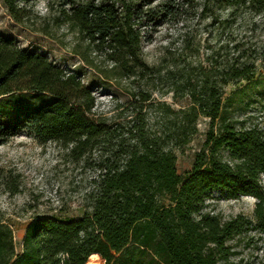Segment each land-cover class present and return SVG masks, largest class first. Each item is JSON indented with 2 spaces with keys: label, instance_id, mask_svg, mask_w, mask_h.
<instances>
[{
  "label": "trees",
  "instance_id": "trees-1",
  "mask_svg": "<svg viewBox=\"0 0 264 264\" xmlns=\"http://www.w3.org/2000/svg\"><path fill=\"white\" fill-rule=\"evenodd\" d=\"M29 1L2 0L17 23L28 18ZM240 2L255 13L264 11V0ZM168 7L164 2L159 15L169 13ZM61 15L112 64L104 70L86 60L102 77L117 75L147 85L160 74L141 56L146 41L142 27L153 24L158 15L143 3L86 0L71 4ZM258 58L264 61V46L254 60ZM254 60L232 58L221 69L202 72L195 83L187 79L175 84L174 91L187 95L190 105L173 110L159 104L163 128L151 131L139 109L124 124L96 116L93 94L76 73L0 35V98L19 92L52 97L21 121L0 123V144L28 130L41 142L67 148L73 160L94 163L98 171L88 192L90 210L64 221L31 218L20 253L15 252L10 226L0 220V264H85L92 253L104 264H239L230 259L234 252L227 241L249 226L264 233V132L238 130L228 122H220L215 130L214 122L221 116L223 86L251 80ZM136 95L142 102L149 99L146 90L131 93ZM199 117L209 119L205 142L190 171L180 176L172 149L190 141ZM221 150L228 161L221 159ZM212 192L231 199L256 198L254 224L240 215L222 220L202 212Z\"/></svg>",
  "mask_w": 264,
  "mask_h": 264
},
{
  "label": "rangeland",
  "instance_id": "rangeland-1",
  "mask_svg": "<svg viewBox=\"0 0 264 264\" xmlns=\"http://www.w3.org/2000/svg\"><path fill=\"white\" fill-rule=\"evenodd\" d=\"M84 1L30 0L25 4L28 18L17 23L0 0V35L76 73L93 94L96 116L112 123L124 124L139 109L151 131L161 130L159 104H167L173 110L190 105L187 95L174 91L175 84L187 79L195 83L202 72L221 69L232 58L251 62L264 46V11H250L240 0H128L143 3L144 8L158 13L153 24L142 27L146 41L141 56L147 65L158 68L160 74L150 77L147 85L133 78L119 79L117 75H113L115 79H106L87 61L104 70L112 64L88 45L74 27L64 23L61 15L71 4ZM164 2L170 12L162 16L159 14ZM254 62L256 69L251 80L223 86V107L220 118L214 122L215 130L220 122H228L238 130L255 128L264 132V61L258 58ZM139 90L149 92L147 101H140L139 95L131 96ZM51 100L44 93L3 96L0 123L10 125L21 121L27 113ZM196 129L184 147L172 149L180 176L190 171L195 153L203 147L209 119L199 117ZM219 155L229 160L224 150ZM97 173L94 163L75 161L67 148L53 141L41 142L28 130L0 144V220L13 232L15 252L21 251L24 231L31 218L45 216L64 221L89 211L88 192ZM260 184L264 193V174L260 175ZM256 201L252 196L231 199L212 192L205 199L202 212L222 220L240 215L252 225ZM227 244L234 252L230 258L233 262L264 264V233L253 227L229 239ZM103 262L99 255L88 258L85 264Z\"/></svg>",
  "mask_w": 264,
  "mask_h": 264
},
{
  "label": "bare ground",
  "instance_id": "bare-ground-1",
  "mask_svg": "<svg viewBox=\"0 0 264 264\" xmlns=\"http://www.w3.org/2000/svg\"><path fill=\"white\" fill-rule=\"evenodd\" d=\"M98 256H99V255H98L97 253H92V254L89 256V258H90V259H95V258H98ZM91 261H92V260H91ZM101 262H102V261H101ZM101 262H100V263H101ZM89 263H90V262H89ZM89 263H88V264H89ZM103 263H104V262H103ZM103 263H102V264H103Z\"/></svg>",
  "mask_w": 264,
  "mask_h": 264
}]
</instances>
